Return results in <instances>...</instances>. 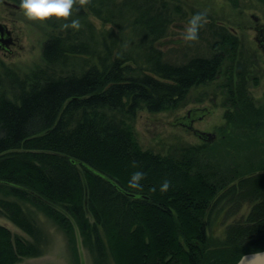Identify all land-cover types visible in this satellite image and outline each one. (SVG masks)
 <instances>
[{
	"label": "trees",
	"instance_id": "1",
	"mask_svg": "<svg viewBox=\"0 0 264 264\" xmlns=\"http://www.w3.org/2000/svg\"><path fill=\"white\" fill-rule=\"evenodd\" d=\"M169 8L166 0H92L74 13L79 31L46 24L55 34L42 43L44 67L20 76L0 60V195L30 202L66 231V215L72 217L96 264L108 257L113 264H236L242 254L264 250V104L248 95L239 41L228 30L209 57L164 60L155 43L167 34ZM226 61L231 111L213 143L164 156L140 148L130 126L111 115L177 108L192 87L214 81ZM135 171L146 173L139 193L146 199L103 177L136 194L127 187ZM165 179L171 187L161 193ZM244 204L246 214L215 241L213 217ZM0 205L12 207L9 218L30 232L13 218L21 213L15 202L0 198ZM35 250L0 225V264Z\"/></svg>",
	"mask_w": 264,
	"mask_h": 264
},
{
	"label": "rangeland",
	"instance_id": "2",
	"mask_svg": "<svg viewBox=\"0 0 264 264\" xmlns=\"http://www.w3.org/2000/svg\"><path fill=\"white\" fill-rule=\"evenodd\" d=\"M4 1L9 0H0V21L11 28L14 44L10 45V51L0 49V60L20 76H24L32 68L45 66L41 58V46L44 40L55 34V31L46 25L26 21L19 4L16 3L17 8L7 7ZM166 1L170 7L171 22L166 36L155 43L163 52L164 60L180 64L193 56L209 57L212 54L211 44L218 39L224 29L228 30L239 41L241 56L237 61L248 77L246 78L248 95L256 105L264 104V54L257 47L255 32L252 29L256 22L254 17L259 23L264 24V7L261 3L256 0H240L238 5L231 6L227 0ZM205 10L209 14L208 24L201 29L197 42L186 44L181 38L184 27L192 15ZM92 20L100 27L101 23L97 19ZM229 65V61L224 63L214 81L192 87L177 108L166 109L163 112H149L139 108L131 116L123 111L111 115L130 126L140 148L159 152L164 156L169 153L179 154L181 151L203 144L204 141L186 127L185 124L190 118L193 119L192 126L195 129L214 135L211 139L213 143L221 135L219 129L226 127V114L231 111V105L226 101L228 81L232 77L226 74L225 69ZM236 79L234 76V81ZM255 79L256 84L253 83ZM200 110L203 113L199 112ZM189 111L194 114L187 118ZM247 134H249L248 130L242 126L239 132L240 139L246 140ZM259 136L263 137L264 134ZM0 198L18 205L21 213L13 218L19 220L21 224L24 223L23 225L30 232L23 230L24 227L19 228L17 222L14 223L9 218L7 212L9 215L10 212L13 214L10 206H7L9 210L7 208L5 210L0 205V225L7 227L12 235L34 245L36 249L33 256H21L15 264H96L93 247L88 241H84L80 228L72 217L65 214L71 224L70 230L66 231L30 202L9 195H0ZM247 210L246 204L241 205L239 210H234L233 213H230L231 210L227 207L221 211L219 220L213 217L209 229L212 238L215 241L218 240L217 238L222 239L224 227L229 222L244 216ZM88 218L92 221L90 215ZM102 264L113 263L108 257Z\"/></svg>",
	"mask_w": 264,
	"mask_h": 264
},
{
	"label": "clouds",
	"instance_id": "3",
	"mask_svg": "<svg viewBox=\"0 0 264 264\" xmlns=\"http://www.w3.org/2000/svg\"><path fill=\"white\" fill-rule=\"evenodd\" d=\"M92 3V0H19V9L22 10L26 21L46 25L49 21L58 22L63 30L79 31L82 24L78 18H73L74 13H78ZM208 11H200L191 16L184 27L182 40L187 43H194L199 40V33L208 24ZM132 167H138L135 161ZM146 178L143 171H135L127 187L136 190L137 198H141L139 193L143 191L141 181ZM171 187V181L165 179L160 185V192L166 193ZM152 192L156 188L151 189ZM264 261V252L255 251L248 256L241 255L239 264H260Z\"/></svg>",
	"mask_w": 264,
	"mask_h": 264
},
{
	"label": "water",
	"instance_id": "4",
	"mask_svg": "<svg viewBox=\"0 0 264 264\" xmlns=\"http://www.w3.org/2000/svg\"><path fill=\"white\" fill-rule=\"evenodd\" d=\"M7 3V2H6ZM11 6H14L15 8H17L18 7V5L17 4H12ZM254 19H257L256 17H254ZM7 26L5 25V24H3V23H0V49H4V50H8L7 48H9V46H10V44H11V38H10V31L8 30V28H6ZM199 112H201V110L199 111ZM201 113H203V111L201 112ZM191 114H194V113H191ZM202 115V114H201ZM201 115H199V118H201ZM191 117V116H190ZM188 118V117H187ZM190 119H192V118H190ZM193 120V119H192ZM178 123H180V122H178ZM182 125H184L183 123H181ZM186 127L190 130V131H192V133L194 134V135H196V136H198L200 139H202L203 141H211V139H213V137H214V135H212V134H208V133H206L205 134V132H203V131H200V130H198V129H195L193 126H192V121L190 122V121H188L186 124ZM70 162H72V163H79V161H76V160H73V159H71V161ZM97 173V172H96ZM97 174H99V173H97ZM101 175V174H100ZM102 176V175H101ZM105 179H107V181H110L112 184H113V186H115L116 187V189L118 190V191H120V192H122L123 194L125 193V195H127V196H129V197H132V198H137V196H136V194H134V193H131V192H128V191H124V189L123 188H121L117 183H115L114 181H112L111 179H109V178H107V177H105V176H103ZM102 177V178H103ZM140 197H142V198H145L146 199V195H140ZM260 252H264V250H262V251H260ZM251 253H248V254H246L245 256H248V255H250ZM240 259V258H239ZM236 264H239V261L236 263ZM260 264H264V261H261L260 262Z\"/></svg>",
	"mask_w": 264,
	"mask_h": 264
},
{
	"label": "flooded vegetation",
	"instance_id": "5",
	"mask_svg": "<svg viewBox=\"0 0 264 264\" xmlns=\"http://www.w3.org/2000/svg\"><path fill=\"white\" fill-rule=\"evenodd\" d=\"M4 4L7 5V7H14V6H11L13 4V2H10V1H4ZM14 4H16V3H14ZM255 21H256L255 25L252 27V29L255 32L254 39L258 45L257 47H259L264 54V24L259 23L258 19H255ZM0 23H3V22L0 21ZM3 24H5V23H3ZM5 25L7 26V24H5ZM6 28H8V26ZM8 30L10 31V38H11V44L10 45L12 46V44H14V38H12L13 37L12 30H11V28H8ZM9 48H10V46H9ZM9 48H7L8 51H10ZM191 113H194V112L189 111L187 113L188 118L191 116ZM189 121L190 122L192 121V123H193L192 119H190Z\"/></svg>",
	"mask_w": 264,
	"mask_h": 264
}]
</instances>
